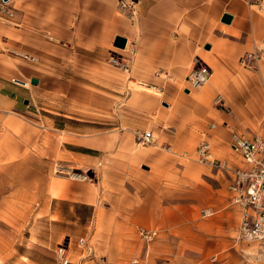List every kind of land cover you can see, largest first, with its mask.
Segmentation results:
<instances>
[{
	"label": "crops",
	"instance_id": "crops-1",
	"mask_svg": "<svg viewBox=\"0 0 264 264\" xmlns=\"http://www.w3.org/2000/svg\"><path fill=\"white\" fill-rule=\"evenodd\" d=\"M119 1H9L15 15L6 22L0 21V122L10 120L9 125L19 135L0 137V145L10 146L3 152L19 148L29 136L30 115H36L32 101L26 103L30 95L61 97L76 107L111 115L123 100H131L136 108L119 112L121 121L112 128L110 136L94 133L95 126L72 128L51 122L57 127L54 130L68 135L62 143L64 152L93 168L96 176L102 177L99 184L119 178L109 182V190L98 187L111 208L117 203L123 210V202L130 199V168L144 179L169 156L200 163L211 171L217 169V176L228 178L230 188L231 175L215 168L211 161L232 154L241 166L228 160L230 166L251 168L232 152L231 136L236 132L253 140L260 135L252 127L259 124L264 113V61L244 65L242 59L264 43V0H133V19L118 11ZM225 15L231 16L229 23L223 21ZM119 37L126 39L124 48L115 46ZM114 56L130 57L128 76L110 64ZM31 57L37 61H31ZM196 61L211 69L209 83L199 91L187 81ZM256 63L258 76L250 68ZM33 79L37 85L32 84ZM126 80L159 89V93L133 97L123 88L128 84ZM29 85L27 91L25 87ZM218 96L224 105L215 107ZM145 112L152 117L148 124L129 122L132 116L143 119ZM146 127L152 128L154 147H135L132 134H143ZM204 143L209 145L206 156L199 153ZM128 157L132 166L123 160ZM174 168L180 171L185 166L176 158ZM95 188L68 183L66 179L53 180V222L65 220L70 216L67 209L71 208L77 222L84 226L90 223L100 203ZM230 192V202L240 219L236 230L240 238L243 209L233 202L236 193ZM140 227L158 231L143 225L137 229Z\"/></svg>",
	"mask_w": 264,
	"mask_h": 264
},
{
	"label": "rangeland",
	"instance_id": "rangeland-1",
	"mask_svg": "<svg viewBox=\"0 0 264 264\" xmlns=\"http://www.w3.org/2000/svg\"><path fill=\"white\" fill-rule=\"evenodd\" d=\"M0 21L6 22L4 19ZM259 49H264V43L256 50L259 57L254 61L258 63L264 61V51ZM124 57L129 60L131 72V59ZM258 63L250 66L254 76L259 75ZM194 65L195 68L200 63L196 61ZM128 80L123 88L133 97L159 93V89H149ZM209 81L195 91L205 87ZM30 88V85L25 87L27 91ZM30 96L27 103L32 101L36 115H30L28 138L10 152H3L10 146L0 145V264H264V254L258 245L238 236L236 230L240 219L230 202L228 178L221 174L217 176V169L211 171L200 163L176 157L185 166L179 171L174 168L175 156H169L168 161L144 179L130 168L132 172L127 181L130 199L123 202L124 209L120 210L117 203H113L111 208L105 193L98 189L109 190V182L119 181V178L99 184L102 177H97L93 168L64 152L62 143L68 135L54 130L57 127L52 125V120L61 125L69 124L72 128L95 126L97 131L94 133L110 136L112 128L121 121L119 112H130L136 108L131 100H123L116 113L111 115L76 107L61 97ZM219 105L214 102L215 107ZM142 115L143 119L132 116L129 122L139 120V123L148 124L152 117L146 112ZM259 120L252 130L264 137V113ZM9 123L10 120L0 122V137L19 135V131ZM150 131L152 128L146 127L143 132ZM141 133L132 134L134 146L152 149L155 141L142 143ZM115 140L117 142L118 138ZM164 152L170 154L166 150ZM219 158L241 166L239 159H234L232 154L228 158ZM123 160L132 166L130 157ZM139 171L142 172L141 167ZM56 179L96 187L100 203L90 223L84 226L77 222L71 208L67 209L70 216L65 220L53 222L55 214L50 213V187ZM136 180L140 183L137 184ZM206 208L215 214L203 219L201 210ZM138 225L156 228L157 236L152 241L144 240ZM62 248L64 254L61 256L59 250Z\"/></svg>",
	"mask_w": 264,
	"mask_h": 264
},
{
	"label": "built area",
	"instance_id": "built-area-1",
	"mask_svg": "<svg viewBox=\"0 0 264 264\" xmlns=\"http://www.w3.org/2000/svg\"><path fill=\"white\" fill-rule=\"evenodd\" d=\"M10 1V0H9ZM9 1L0 0V19L8 20L14 17V7L9 4ZM118 9L121 14L133 19L136 16V9L133 0H120ZM264 13V8H263ZM264 51V49H259ZM256 51L246 53L242 59V64L248 65L250 62L258 58ZM29 59V57H25ZM31 61L36 62L34 57ZM111 65L117 69L129 73L130 64L126 58L113 57ZM211 69L203 64L198 65L193 69L187 78L188 83L192 88L198 89L202 87L210 78ZM216 103L224 105V100L219 96ZM142 143L149 144L154 141L150 132H145L140 135ZM232 152L242 161L249 165V170L241 168H233L226 161L214 160L211 164L225 172H228L232 177V185L230 189L236 194L233 197V202L243 209V216L240 225V236L248 242L258 243L261 251L264 254V137L257 135L253 140H247L236 132L231 136ZM209 150V145L204 143L199 148V153L206 156ZM215 211L212 209H202L201 217L203 219L212 217ZM139 233L146 241H152L157 236V231L140 228ZM81 244L84 241L81 240ZM61 250V249H60ZM61 256L64 254L59 251Z\"/></svg>",
	"mask_w": 264,
	"mask_h": 264
},
{
	"label": "water",
	"instance_id": "water-1",
	"mask_svg": "<svg viewBox=\"0 0 264 264\" xmlns=\"http://www.w3.org/2000/svg\"><path fill=\"white\" fill-rule=\"evenodd\" d=\"M4 1H9V0H4ZM223 21L229 23L231 21V16L225 15ZM125 45H126V39L121 38V37L116 39V41H115V46L116 47L124 48ZM32 84L37 85L38 81L36 79H33L32 80ZM26 103H27V101H26Z\"/></svg>",
	"mask_w": 264,
	"mask_h": 264
},
{
	"label": "bare ground",
	"instance_id": "bare-ground-1",
	"mask_svg": "<svg viewBox=\"0 0 264 264\" xmlns=\"http://www.w3.org/2000/svg\"><path fill=\"white\" fill-rule=\"evenodd\" d=\"M66 250H67V249H66ZM66 250H65V251H66ZM59 251H62V252H64V249L62 248V249H61V250H59Z\"/></svg>",
	"mask_w": 264,
	"mask_h": 264
}]
</instances>
